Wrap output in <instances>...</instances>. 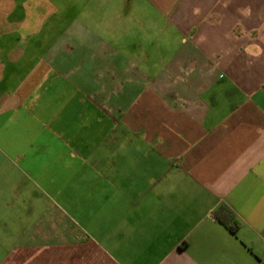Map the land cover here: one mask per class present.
Segmentation results:
<instances>
[{"label": "crops", "instance_id": "0c3cea01", "mask_svg": "<svg viewBox=\"0 0 264 264\" xmlns=\"http://www.w3.org/2000/svg\"><path fill=\"white\" fill-rule=\"evenodd\" d=\"M143 2L0 0V264H264V0Z\"/></svg>", "mask_w": 264, "mask_h": 264}, {"label": "rangeland", "instance_id": "374dc122", "mask_svg": "<svg viewBox=\"0 0 264 264\" xmlns=\"http://www.w3.org/2000/svg\"><path fill=\"white\" fill-rule=\"evenodd\" d=\"M62 13L66 16H79L87 19L90 16H148L151 15L147 10L143 0H56ZM66 9V10H65ZM90 22V21H89ZM63 123H68L67 118ZM20 124H27L30 129L31 140H43L45 128H52L59 125L54 118L39 114H31L28 118H22ZM34 141V142H36ZM30 151H34L31 149Z\"/></svg>", "mask_w": 264, "mask_h": 264}, {"label": "trees", "instance_id": "16d2710c", "mask_svg": "<svg viewBox=\"0 0 264 264\" xmlns=\"http://www.w3.org/2000/svg\"><path fill=\"white\" fill-rule=\"evenodd\" d=\"M231 232H235V225L234 224H225Z\"/></svg>", "mask_w": 264, "mask_h": 264}]
</instances>
